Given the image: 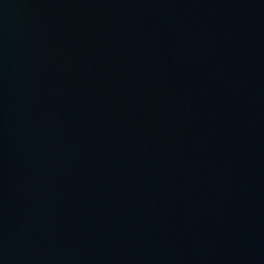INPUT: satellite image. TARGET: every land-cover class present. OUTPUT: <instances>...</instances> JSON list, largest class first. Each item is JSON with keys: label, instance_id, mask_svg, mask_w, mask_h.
Returning a JSON list of instances; mask_svg holds the SVG:
<instances>
[{"label": "water", "instance_id": "obj_1", "mask_svg": "<svg viewBox=\"0 0 264 264\" xmlns=\"http://www.w3.org/2000/svg\"><path fill=\"white\" fill-rule=\"evenodd\" d=\"M0 264H264V0H0Z\"/></svg>", "mask_w": 264, "mask_h": 264}]
</instances>
